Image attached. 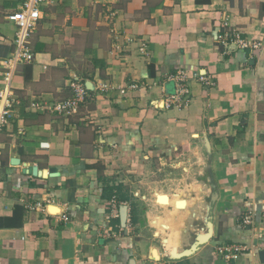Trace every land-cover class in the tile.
<instances>
[{"label": "crops", "instance_id": "0c3cea01", "mask_svg": "<svg viewBox=\"0 0 264 264\" xmlns=\"http://www.w3.org/2000/svg\"><path fill=\"white\" fill-rule=\"evenodd\" d=\"M21 2L0 0V88L15 49L7 16ZM41 11L0 131V264H264V0H59ZM224 22L262 48L223 46ZM181 69L190 101L167 107L168 74ZM76 78L87 91L76 113L28 108L70 97ZM209 223V240L173 259ZM221 242L249 249L226 260Z\"/></svg>", "mask_w": 264, "mask_h": 264}, {"label": "built area", "instance_id": "2783aa9c", "mask_svg": "<svg viewBox=\"0 0 264 264\" xmlns=\"http://www.w3.org/2000/svg\"><path fill=\"white\" fill-rule=\"evenodd\" d=\"M59 0H22L21 6L8 14L9 21L16 25L15 49L10 58L6 62L7 70L5 71V86L0 88V131L8 126L16 106L20 103V98L15 94L11 88V76L13 75L15 67L20 62H31L33 59V52L28 46V38L37 26L38 21L42 17L41 6L55 3ZM223 34L219 35V41L223 46L230 43L243 49L256 52L262 47V41L252 39L244 36L236 28H227L229 24L223 23ZM139 50L146 52L147 45L145 42L139 44ZM195 76L200 78L204 83L211 84L210 78L200 75L195 72ZM168 79L174 82L175 90L166 98L165 105L170 107L172 105H187L190 101L188 78L185 70H178L175 73L168 74ZM72 90V95L61 100H39L32 99L28 105L31 110L47 111L50 113L60 114L63 116H70L76 113L80 105L84 102L87 96V91L84 82L80 79L72 80L69 84ZM107 84H101L100 89H108ZM254 217L252 210H247L243 215V224L252 225ZM249 249V246L244 243L235 242H221L214 248V253L223 257L226 260H237L240 255L244 254ZM159 264V263H158ZM165 264V263H160Z\"/></svg>", "mask_w": 264, "mask_h": 264}, {"label": "water", "instance_id": "95a60500", "mask_svg": "<svg viewBox=\"0 0 264 264\" xmlns=\"http://www.w3.org/2000/svg\"><path fill=\"white\" fill-rule=\"evenodd\" d=\"M13 162H14V160H13ZM53 169L54 168H51V170H53ZM31 171L33 172V174L42 175L44 177H46L48 175V171L47 170L38 172V168L36 166L32 167ZM155 195H156L157 201L159 203H162V204H168L169 203L170 199H169V195L167 193H159V192H157ZM176 206L179 207V208H181V207L183 208L185 206V201L184 200H177ZM126 219H127V206L123 207V209L121 211V220H122L124 225H125ZM208 226H209L208 232L206 234H203L202 236H198L197 237V239H198V243L197 244L193 245L192 247H190L189 249H187V250H185L183 252H180L179 254H176V256H174L173 259L190 256L197 250V248L200 245L206 243L209 240V238H210V236L212 234V228H211L210 223L208 224ZM151 252H152V257L155 260L159 261L160 257L158 255L157 248L154 247Z\"/></svg>", "mask_w": 264, "mask_h": 264}, {"label": "trees", "instance_id": "16d2710c", "mask_svg": "<svg viewBox=\"0 0 264 264\" xmlns=\"http://www.w3.org/2000/svg\"><path fill=\"white\" fill-rule=\"evenodd\" d=\"M197 1H199L201 3H208L210 0H197ZM150 73H151V75H154V70H153L152 66H150ZM107 189L112 190V187L108 186Z\"/></svg>", "mask_w": 264, "mask_h": 264}]
</instances>
